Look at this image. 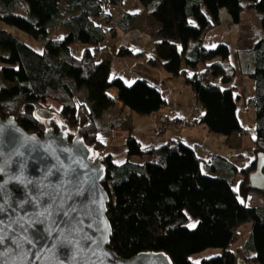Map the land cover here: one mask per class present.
I'll return each mask as SVG.
<instances>
[{
    "label": "trees",
    "instance_id": "1",
    "mask_svg": "<svg viewBox=\"0 0 264 264\" xmlns=\"http://www.w3.org/2000/svg\"><path fill=\"white\" fill-rule=\"evenodd\" d=\"M109 1L117 4L122 0ZM138 1L146 8L156 6L153 20L161 24L154 62L174 76H184L205 111L188 124H205L211 133L223 137L248 135L237 117L233 91L216 82L229 84L234 77L230 47L220 44L207 50L202 44L207 32L219 22L221 10L238 22L245 1L262 15L264 33V0ZM61 2L65 3L64 11ZM21 9L25 15L15 14ZM0 18L7 21L0 25V117L14 116L27 132L39 136L48 127L58 132V123H67L70 140L80 129L86 143L104 157L107 178L102 185L111 196L110 248L117 255L129 259L143 252H165L173 264H235L232 246L238 241L237 233L245 224L253 223L255 235L248 239L247 248L257 252L248 261L264 264V169L255 174L258 156L264 157V36L251 50L254 69L249 74L257 92L252 100L257 116L252 139L256 158L240 172L243 180L235 186L239 170L234 164L217 157L210 166L216 175L206 174L196 151L177 141L155 147L152 157L130 132L128 157L146 155L143 165L129 161L116 165L106 155L96 117L118 103L121 125L125 109L149 115L165 105L160 91L148 81L138 79L127 85L121 78L110 79L111 64L98 59L107 28L113 36L126 33L138 14L124 13L115 28L102 0H0ZM191 20L196 26L190 25ZM61 28L63 35L50 36V29ZM75 44L84 45L79 56L73 53ZM137 55L123 46L116 53L123 58ZM183 62L193 71L191 76ZM208 69L213 70L211 80L205 78ZM111 89L116 90V99L110 95ZM49 101L60 106L59 111L50 110L52 119L38 114ZM253 175L260 180L256 189L250 184ZM255 193L263 202L250 203L255 202L251 197ZM189 215L198 219L193 229L185 225ZM207 250L218 253L194 259Z\"/></svg>",
    "mask_w": 264,
    "mask_h": 264
},
{
    "label": "crops",
    "instance_id": "2",
    "mask_svg": "<svg viewBox=\"0 0 264 264\" xmlns=\"http://www.w3.org/2000/svg\"><path fill=\"white\" fill-rule=\"evenodd\" d=\"M107 1L108 5H105L102 1L103 9L113 18L121 17L128 12L138 14V19L126 33L117 32L113 36L109 33V28H107L106 38L100 44L98 59L108 61L111 64L110 79L121 78L127 85L133 84L138 79L148 81L160 91L165 99V105L156 114L138 118L134 116L132 111L125 113L127 111L125 109L124 114L126 117L121 125H118L121 122L120 105L118 103H115L113 107L96 117L97 124L101 128L98 136L105 144L106 155L110 156L111 161L116 165H123L127 161L135 165H143L147 160L146 155L144 157H128L126 140L130 132L143 151L150 145L159 148L168 142L177 141L196 151L198 157L202 159V170L206 174L216 175L217 172L213 170L211 172L210 166L216 162L217 157L234 164L239 170L235 178V186H237L243 180V175L240 172L252 165L256 158L252 142L253 136L250 133L256 129L257 116L252 100L256 97L257 92L255 82L249 74L254 69V59L251 50L263 38L264 33L261 32L256 36H246L239 34L235 30H230L234 37V48H230V62L235 67V74L229 84H222L220 80L216 82L223 89H231L233 91L236 98L237 117L241 127L247 130L249 134L245 136L233 134L230 137H223L211 133L205 124H188V122L193 121L197 114L203 115L205 113L197 102L193 88L185 83L184 76H174L161 63L154 62L157 60V40L150 51L146 50L145 47L151 42L150 39L157 36L158 30L161 28V24L153 20L156 6L153 5L148 8L144 6L138 8L137 6L135 12L125 7L127 0H122L117 4ZM249 9L251 8L249 7ZM222 11L223 9L220 11L219 22L203 38L202 45L207 50H213L220 44H226L231 47L228 42V32L222 27ZM243 15L244 5L240 20L235 23H240L243 20ZM55 31V29H50V36L58 38L55 35ZM22 34H25V32ZM108 38H110V44H106ZM122 46L129 48L138 55L127 58L117 57L116 53ZM184 69L187 75L191 76L193 74V71L187 68L186 65ZM124 73H126L125 76ZM236 80L239 81V88L235 86ZM115 93L117 95L116 90ZM112 98L116 99L113 96ZM160 116L167 117L171 122L168 129L162 128L163 124L159 121ZM251 197L253 201L255 196ZM254 235L255 226L253 223H247L239 229L236 244L241 243L243 248L238 246L235 249V245L232 246V250L237 255L235 264L251 263L248 258L255 256L257 250L248 249L247 241L250 237L253 238ZM241 239H243L242 242ZM239 249L241 251L244 250L245 253L242 251L239 255L236 252ZM216 253L218 251L210 254L214 255Z\"/></svg>",
    "mask_w": 264,
    "mask_h": 264
},
{
    "label": "water",
    "instance_id": "3",
    "mask_svg": "<svg viewBox=\"0 0 264 264\" xmlns=\"http://www.w3.org/2000/svg\"><path fill=\"white\" fill-rule=\"evenodd\" d=\"M190 25L196 26V23L191 20ZM38 114L47 119L54 117L49 110L40 109ZM0 125L4 126V131L0 134V151L4 153L3 162H9L10 154L17 148L25 153L23 157H13L10 171L15 172L17 163L23 161L26 165L24 175L28 179L34 182L43 180L44 183L63 184L66 203L77 210L74 225L82 230L83 236H90L96 241L92 243L83 240L82 251L73 256L65 248H51L50 242L47 248L40 245L30 247L23 242V236H20L22 248L14 251L10 245L0 247V253H3L0 255V261H8L9 264L12 262L15 264H173L170 256L165 252H143L125 259L110 248L113 230L108 218V205L111 196L102 185L103 180L107 178V165L104 157L86 143L85 138L80 134V129L70 140L71 128L64 122L58 123V132L48 127L42 136L27 132L14 116L6 119L0 117ZM25 137H35L36 140L25 141ZM22 143L26 147H21ZM29 148L33 149L31 153L28 151ZM48 168L54 169V174L45 180ZM263 169L264 157L259 155L256 174H261ZM70 178L72 184L69 185L67 181ZM3 179H6V176L0 175V180ZM252 179L253 188H258L260 180L255 179V176ZM8 187L14 197L21 194L18 185L9 184ZM78 187H82L80 194H77ZM69 196L71 199L67 200ZM42 210V207L33 208L28 205L19 209L16 215L22 216L25 213L32 214ZM55 219L62 220L61 217ZM105 226L109 229L107 233L103 231ZM104 235H107L106 242L101 239Z\"/></svg>",
    "mask_w": 264,
    "mask_h": 264
},
{
    "label": "snow or ice",
    "instance_id": "4",
    "mask_svg": "<svg viewBox=\"0 0 264 264\" xmlns=\"http://www.w3.org/2000/svg\"><path fill=\"white\" fill-rule=\"evenodd\" d=\"M4 131V126L0 125V134ZM16 131H19L16 129ZM255 138V137H254ZM25 141H35V137H25ZM21 147H26L21 144ZM29 153L33 149H28ZM25 153L17 148L9 156V162L5 163L4 153L0 151V175H5L6 179L0 180V247L10 245L12 249L22 248L20 236H23V242L30 247L40 245L43 248L51 244V248H65L73 256L82 251V241L88 240L92 243L90 236H83L82 230L74 225L76 221V208L66 203L64 196V185L54 183H44L41 181H32L24 175L25 163L20 161L16 165V171L11 172V161L13 157H23ZM46 180L48 176L54 174V169H46ZM9 184L18 185L21 189L19 196H13ZM67 184H72V179H68ZM82 193V187L77 188V194ZM71 197H67L70 200ZM244 201L241 200V203ZM31 205L33 208L42 207V211H36L32 214L25 213L17 216L19 209ZM102 207V203H101ZM55 217H61L57 220ZM82 223V222H79ZM195 227V224L190 225ZM105 233L109 231L107 226L103 229ZM19 234V235H18ZM102 241L106 242L107 235H104ZM42 241L46 243H41ZM3 255V253H0ZM0 264H9L8 261H0ZM15 264V262H12Z\"/></svg>",
    "mask_w": 264,
    "mask_h": 264
},
{
    "label": "rangeland",
    "instance_id": "5",
    "mask_svg": "<svg viewBox=\"0 0 264 264\" xmlns=\"http://www.w3.org/2000/svg\"><path fill=\"white\" fill-rule=\"evenodd\" d=\"M104 2L105 5H108V1L107 0H102ZM104 5V7H105ZM243 5H244V15H243V20L240 22V23H235V21L233 20V18L231 17V15L225 10L223 9V19H222V22H223V29L225 31L228 32V42L230 44V48H234V42H233V34L230 32V30H235L237 31L239 34L241 35H246V36H256L257 34L263 32V29H262V15L256 11L255 9L251 8L249 9V3L247 1L243 2ZM142 7L141 3L138 1V0H127V2L125 3V7L132 10V11H135L137 10V7ZM60 7L61 9L64 11L65 10V3L64 2H61L60 4ZM15 14H18V15H25L24 14V11L21 9V10H16L15 11ZM4 23L7 24V21L6 20H3L0 18V25H5ZM227 29V30H226ZM21 32H24L20 29ZM65 33V30L64 28H61V29H58L57 31H55V35L57 37L61 36L62 34ZM151 42L149 44L146 45V50L147 51H150L151 48H153L154 44H155V41L157 40V36H154L152 37L151 39ZM107 43L106 44H110V38H108L107 40ZM232 48V49H233ZM84 49V45L82 44H75L73 45L72 47V50H73V53L77 56L81 55V50ZM234 57V56H232ZM0 67H1V64H0ZM183 67L185 68V64H183ZM126 73H124V76H125ZM127 77H128V74H127ZM235 86L237 88H239V81L236 80L235 81ZM110 94L113 96V97H116V93H115V89L111 90L110 91ZM43 111L45 110H56V111H59L60 110V106L54 102V101H49L47 102L44 107L42 108ZM127 112H130V111H126L125 113ZM134 113V112H133ZM134 116L136 118L138 117H144V116H148V115H139L137 113H134ZM168 120V119H167ZM169 121V120H168ZM253 137L255 136V131L253 130L252 133H250ZM256 174V172H255ZM254 176V175H253ZM253 176H251L250 178V184H253ZM255 202H259L260 200H262L263 202V199H262V196L258 193H255ZM242 198V197H241ZM192 224H195V227L197 226L198 224V219L193 217L192 215H189L188 216V220L187 222L185 223V225L191 229L195 228V227H190V225ZM243 241V239H241V242ZM234 248L236 249L238 246L239 248H243V246L241 245V243H239L238 245L237 244H234ZM215 250H207L205 251L204 253H201L199 255H196L194 257L195 260H201L205 257H209L211 254V252H214ZM236 251V250H235ZM243 253L244 250H242ZM241 249L237 250L236 252L240 255L241 254ZM209 254V255H208ZM215 255V254H214ZM238 255V256H239ZM237 257V255H236ZM250 264H259V263H250Z\"/></svg>",
    "mask_w": 264,
    "mask_h": 264
},
{
    "label": "built area",
    "instance_id": "6",
    "mask_svg": "<svg viewBox=\"0 0 264 264\" xmlns=\"http://www.w3.org/2000/svg\"><path fill=\"white\" fill-rule=\"evenodd\" d=\"M119 22H120V17H115V18H113L111 24H112L113 27L117 28L118 25H119ZM203 69H204V66L201 65L200 66V71H202ZM212 73H213V70L212 69L206 70V72H205V78L207 80H211ZM200 111H202V110H200ZM159 121L163 124V129H168L169 126L171 125V123L167 120V117H165V116H160L159 117ZM176 147L179 148L178 143H176ZM147 150L150 153H152V157H153L154 156L153 155V151L155 150V146L154 145H150V146L147 147Z\"/></svg>",
    "mask_w": 264,
    "mask_h": 264
}]
</instances>
